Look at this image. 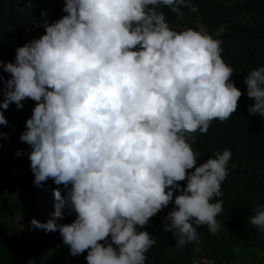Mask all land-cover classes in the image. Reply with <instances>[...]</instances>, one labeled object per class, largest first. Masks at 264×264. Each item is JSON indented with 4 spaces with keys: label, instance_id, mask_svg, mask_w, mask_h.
Returning <instances> with one entry per match:
<instances>
[{
    "label": "clouds",
    "instance_id": "obj_1",
    "mask_svg": "<svg viewBox=\"0 0 264 264\" xmlns=\"http://www.w3.org/2000/svg\"><path fill=\"white\" fill-rule=\"evenodd\" d=\"M183 11L198 7L192 0H58L60 19L16 48L15 63L0 65L11 76L0 107L36 102L20 136L31 146L33 183L51 178L67 189L63 196L54 190L55 210L31 226L59 231L72 256L88 250L87 264H145L157 241L138 229L170 203L163 226L177 248L199 243L197 227L219 230L223 201H210L223 196L232 152L196 166L193 144L213 120L236 112L242 93L216 38L223 26L185 23ZM244 82L254 100L249 114L264 117V67ZM7 123L0 112V125ZM47 194L51 202V193L42 194L29 211ZM64 208L77 214L70 224L57 222ZM251 224L264 233V206Z\"/></svg>",
    "mask_w": 264,
    "mask_h": 264
},
{
    "label": "trees",
    "instance_id": "obj_2",
    "mask_svg": "<svg viewBox=\"0 0 264 264\" xmlns=\"http://www.w3.org/2000/svg\"><path fill=\"white\" fill-rule=\"evenodd\" d=\"M198 12L183 11L184 22L212 21L223 26L222 59L234 69L230 78L241 91L238 108L226 121L213 120L207 134L198 135L193 151L200 154L197 165L215 158L214 153L231 149L229 175L222 183V197L210 201H223V211L216 217L219 230L213 234L206 225L197 227L199 243H187L177 248L171 231H165L163 222L174 204L170 203L148 224L138 231H147L156 239L146 253L145 264H264V233L251 224L258 206H264V117L250 115L248 107L254 100L247 96L244 82L248 73L264 67V0H192ZM58 0H0V65L15 63L16 48L45 34L43 24L58 21L55 9ZM0 67V103L5 99L10 79ZM7 109L0 107L7 125H0V264H87L88 250L78 256L70 254L59 231L46 233L33 228L35 218L45 222L42 214L29 215L32 202L42 194L51 193L48 209L55 210L54 190L62 196L67 189L49 178L43 187L36 186L31 171V146L20 140L26 129V120L32 116L36 102L22 101ZM20 153L17 155V153ZM232 164H236L232 168ZM195 168L187 170L194 171ZM186 186V181L179 182ZM71 187V185H69ZM178 192H174L178 195ZM61 224H70L77 214L64 208ZM29 215L20 230L17 218ZM110 242V241H109Z\"/></svg>",
    "mask_w": 264,
    "mask_h": 264
},
{
    "label": "rangeland",
    "instance_id": "obj_3",
    "mask_svg": "<svg viewBox=\"0 0 264 264\" xmlns=\"http://www.w3.org/2000/svg\"><path fill=\"white\" fill-rule=\"evenodd\" d=\"M49 202L50 201L48 199V194H47V196H45L43 199L39 200L35 204L33 210L31 212L29 211V215H31L33 213L46 214L48 212L46 204H48ZM29 215L27 216V215L21 214L17 218V224H18V227L20 228V230L23 229V227L25 226ZM100 243L103 244L104 242L101 241Z\"/></svg>",
    "mask_w": 264,
    "mask_h": 264
},
{
    "label": "water",
    "instance_id": "obj_4",
    "mask_svg": "<svg viewBox=\"0 0 264 264\" xmlns=\"http://www.w3.org/2000/svg\"><path fill=\"white\" fill-rule=\"evenodd\" d=\"M54 213V212H53Z\"/></svg>",
    "mask_w": 264,
    "mask_h": 264
}]
</instances>
